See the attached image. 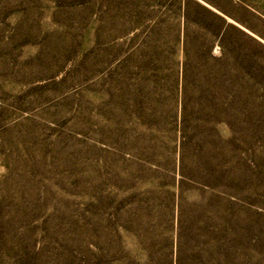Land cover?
<instances>
[{
	"label": "rangeland",
	"instance_id": "rangeland-1",
	"mask_svg": "<svg viewBox=\"0 0 264 264\" xmlns=\"http://www.w3.org/2000/svg\"><path fill=\"white\" fill-rule=\"evenodd\" d=\"M0 264H264V0H0Z\"/></svg>",
	"mask_w": 264,
	"mask_h": 264
}]
</instances>
